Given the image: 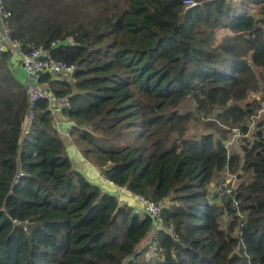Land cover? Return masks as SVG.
Wrapping results in <instances>:
<instances>
[{"label": "trees", "instance_id": "16d2710c", "mask_svg": "<svg viewBox=\"0 0 264 264\" xmlns=\"http://www.w3.org/2000/svg\"><path fill=\"white\" fill-rule=\"evenodd\" d=\"M198 1L6 2L23 50L56 41L78 69L41 75L70 107L38 100L24 135L26 82L13 51L0 55V264H264V0ZM69 144L160 204L164 228L73 167Z\"/></svg>", "mask_w": 264, "mask_h": 264}, {"label": "built area", "instance_id": "2783aa9c", "mask_svg": "<svg viewBox=\"0 0 264 264\" xmlns=\"http://www.w3.org/2000/svg\"><path fill=\"white\" fill-rule=\"evenodd\" d=\"M9 0H0V55L6 50H12L15 54V60L18 61L21 70L25 75L26 92L28 95V114L24 127V135L28 133L34 119V108L36 102L40 99H47L49 102V111L51 115H56L62 108L70 107V101L66 97H54L49 95L44 87L40 84L41 75L48 74H62L66 78L75 70L78 66L73 63H66L62 60H58L53 56L52 48L57 46L56 41H52L50 47L44 45L31 44L28 50H23L22 41L12 37L11 27L8 23V19L11 16V11L6 7V2ZM183 4L186 7L197 6L200 4L198 0H183ZM66 41L71 42L72 37L68 36ZM19 57V59H18ZM60 123V122H57ZM68 134L69 129H64ZM233 135L238 136L239 131L233 129ZM227 171V170H226ZM225 172V171H224ZM227 173V172H226ZM22 176L20 170L14 176L13 182H17V179ZM98 179L100 183L106 185H114L108 177L100 172ZM234 182L233 176L228 174V177L216 182L213 187L214 191L220 196L230 192L229 183ZM135 198L142 203L141 212L150 214L157 217L155 224V231L162 230L164 228L163 218L161 216V205L150 199H147L141 195H134ZM12 223L15 225L21 224L17 219H12ZM166 232L176 241L178 236L171 227H165ZM125 264V263H123Z\"/></svg>", "mask_w": 264, "mask_h": 264}, {"label": "crops", "instance_id": "0c3cea01", "mask_svg": "<svg viewBox=\"0 0 264 264\" xmlns=\"http://www.w3.org/2000/svg\"><path fill=\"white\" fill-rule=\"evenodd\" d=\"M68 155L72 162L73 167L77 168L82 174L91 180H97L100 174V171L89 164L79 153L78 149L74 144H69L67 147ZM110 185V184H109ZM107 185V186H109ZM106 186V185H105ZM117 193V197L131 204L135 209L141 212L142 203L138 201L133 194L128 192L126 189L121 187H116L111 185V187Z\"/></svg>", "mask_w": 264, "mask_h": 264}, {"label": "rangeland", "instance_id": "374dc122", "mask_svg": "<svg viewBox=\"0 0 264 264\" xmlns=\"http://www.w3.org/2000/svg\"><path fill=\"white\" fill-rule=\"evenodd\" d=\"M18 59H19V57H18ZM19 72H20L19 76L21 77V79H25V75H24L23 71L21 70V68L19 69ZM260 97H261V94H259V93H253V92H252V93H249V95H248V97H247V100H248V101H251V100H253V99L259 100ZM261 105H263V107H264V102H261ZM189 108H190V107H189V104L186 103L185 101L182 102V103L179 105V107H178V109H180L182 112L188 110ZM261 116H262V108H260V109L257 110V115L254 117L253 121L251 122V126H252V125L254 124V122H255L257 119H259ZM66 126H67V123H65V122H62L61 125H60L61 129H65ZM190 131H194V132L198 131V127H196V124H195V123L191 125V129H190ZM238 137H239V135H238V136H234L233 134L231 135V139H230L231 141L229 140V142L227 143V150H228V152H230V148H231V146L233 145V142H234L236 139H238ZM72 166H73V165H72ZM226 172H227V173H226ZM228 174L231 175V173L229 172V170L223 172L222 175H221L220 177H216V179H215L216 182L219 181V180H222V179H224V178H226V177H228ZM232 174L235 175V173H232ZM97 182L100 183L99 180H98Z\"/></svg>", "mask_w": 264, "mask_h": 264}]
</instances>
